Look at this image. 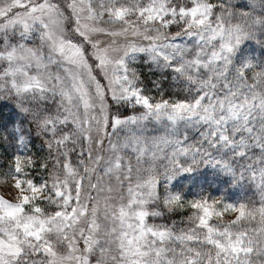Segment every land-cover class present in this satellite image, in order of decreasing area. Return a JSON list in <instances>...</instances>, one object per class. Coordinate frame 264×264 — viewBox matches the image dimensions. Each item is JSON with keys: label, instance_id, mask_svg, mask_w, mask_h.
I'll use <instances>...</instances> for the list:
<instances>
[{"label": "snow or ice", "instance_id": "snow-or-ice-1", "mask_svg": "<svg viewBox=\"0 0 264 264\" xmlns=\"http://www.w3.org/2000/svg\"><path fill=\"white\" fill-rule=\"evenodd\" d=\"M250 40L264 0H0V105L17 116L0 120V264H264ZM202 165L215 189L172 190Z\"/></svg>", "mask_w": 264, "mask_h": 264}, {"label": "trees", "instance_id": "trees-1", "mask_svg": "<svg viewBox=\"0 0 264 264\" xmlns=\"http://www.w3.org/2000/svg\"><path fill=\"white\" fill-rule=\"evenodd\" d=\"M245 44L249 45L251 53L256 56V57H261L264 56V45H261L259 43H257L255 40H250L247 41ZM141 72L144 73L145 76V80L146 82H148L149 80L153 79L152 77H150L149 73L145 70H142ZM156 78L155 80H157L159 77V72L156 73ZM176 86H171L169 85V83H165L164 84V89L168 90L169 92L172 91L173 88H175ZM9 113V114H16L15 111L11 108V106H3L0 105V120L6 121L5 114ZM9 121V120H8ZM11 121H17V120H11ZM25 131L28 130V125L25 124L24 125ZM31 138L33 139V141L30 143L29 147L31 148V150L33 152H36L38 154H43L40 149H41V137H38L35 132H32ZM46 151V150H44ZM4 150H1L0 153L3 155L0 158L6 162V156L3 154ZM212 169L210 167L205 168V166H201V168L198 170L197 174H195L192 177L193 181H189V183L185 186L184 191L186 193H189L188 198H191V193L194 191H198L199 188L201 186L204 187V189L206 191H209V185H211L212 189H215L217 187V182L215 181L214 177L211 176V171ZM220 188H224L225 185L220 184L219 185ZM229 188V194L231 195V197L233 199H237L239 198L241 195H247L248 198L256 200L258 199L257 196L254 195L255 192V188H252L251 190H248L246 193L240 188V187H233V186H228ZM215 194H219V193H215ZM171 219H178V217L173 216L170 218L169 222H171Z\"/></svg>", "mask_w": 264, "mask_h": 264}, {"label": "rangeland", "instance_id": "rangeland-1", "mask_svg": "<svg viewBox=\"0 0 264 264\" xmlns=\"http://www.w3.org/2000/svg\"><path fill=\"white\" fill-rule=\"evenodd\" d=\"M244 48L247 49V50H249V51L251 52L249 45L245 44V45H244ZM137 66H138V68H139L140 71H142V70L147 71V72L149 73L150 77L153 78V79H151V80H155V78H156V76H157L156 73L159 72L158 70L155 72V74H153V71H152V70H149V69H148L147 67H145L143 64H138ZM151 80H149V81H151ZM146 83H147V82H146ZM150 86H151V85L149 84V87H150ZM4 118L6 119V121H8V120H17V116H16V114L14 115V114L6 113ZM32 141H33V139L31 138V142H32ZM1 150H3V147H0V151H1ZM1 156H3V155L0 153V157H1ZM3 163H5V162L0 158V164H3ZM210 171H211V170H210ZM211 173H212V171H211ZM211 176L213 177L212 174H211ZM189 181H193V180L190 179L189 176H188L187 174H180V175H178L177 178L172 182V184H173V186H172V190H173V191H177V190H183V191H184L185 186L189 183ZM0 190H3L2 185H0ZM184 192H185V191H184Z\"/></svg>", "mask_w": 264, "mask_h": 264}]
</instances>
